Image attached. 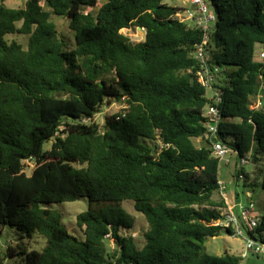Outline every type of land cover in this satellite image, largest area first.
Wrapping results in <instances>:
<instances>
[{
	"label": "trees",
	"instance_id": "trees-1",
	"mask_svg": "<svg viewBox=\"0 0 264 264\" xmlns=\"http://www.w3.org/2000/svg\"><path fill=\"white\" fill-rule=\"evenodd\" d=\"M5 1L0 236L14 231L19 238L0 254V264L7 258L17 259L13 264H239L241 255H212L204 246L206 238L232 231L214 225L227 204L205 135L203 109L211 102L192 57L202 31L180 22V8L163 0H104L95 14L84 9L98 0H26L16 9ZM206 1L215 15L207 65L219 68L213 84L220 92L218 140L238 162L258 163L264 159V60L255 59V47L264 45V0ZM52 15L67 19L72 48ZM131 27L143 29V41L120 33ZM14 34L27 37L25 47L8 41ZM258 95L262 107L251 110ZM104 99L123 107L100 127L89 121ZM195 139L206 145L196 147ZM239 174L248 178L238 164L236 180ZM259 175L264 189V169ZM81 198L107 206L76 216L79 238L48 205ZM124 201L147 222L141 248L122 234L134 224ZM33 235L45 240L40 251L24 241ZM247 235L264 245V215ZM105 240L114 246L111 254Z\"/></svg>",
	"mask_w": 264,
	"mask_h": 264
},
{
	"label": "rangeland",
	"instance_id": "rangeland-1",
	"mask_svg": "<svg viewBox=\"0 0 264 264\" xmlns=\"http://www.w3.org/2000/svg\"><path fill=\"white\" fill-rule=\"evenodd\" d=\"M26 0H6L5 5L9 8H22ZM104 3V0H98V4L95 8H86L84 12H90L95 14L98 8ZM163 3L175 6V7H187L188 9H193V6L189 1L183 0H163ZM51 21L55 24L56 30L64 37L69 47L72 48L74 44L72 31L69 29L68 21L64 17L51 16ZM19 27L20 24H17ZM125 37H127L130 42L138 43L144 40V31L140 28L131 27L129 29H122L120 31ZM8 41H16L20 43L23 47L26 46L27 37L23 35H8ZM260 46L255 47V59L259 60L258 54ZM231 70V68H227ZM212 93L206 91V97L210 98ZM123 107L120 102H116L112 99H104L103 104L100 106L98 113L94 115L91 121L98 124L100 127L104 124L106 117H110ZM88 122V123H89ZM196 147H202L205 144L204 141L200 139L193 140ZM52 141L44 144L43 150H49ZM149 145H155V142H147ZM157 145V143H156ZM249 163L243 166L244 172L247 174L248 178L238 179L234 178L235 168L238 165V159L234 154H229V163L225 165L224 163H219L218 178L220 184H223L225 189V195L227 199L233 200L237 203L248 204L253 203L255 206L256 213L258 215H264V189L261 187L260 170L264 169V159L259 157V162L254 163L249 159ZM232 203V202H231ZM106 204L90 203L87 198H81L73 202H62V203H52L48 205V208L55 210L61 214L62 223L69 233L82 238V231L76 225V216L89 208L93 210L104 209ZM121 207L130 215L134 220L132 230H123V235H134V239L138 247L143 246L142 234L147 230V222L141 213H138L134 208V203L132 201H124ZM19 235L14 231H10L7 234L0 236V254L5 253L7 246H13L18 241ZM26 243H29V249L40 251L45 246V240L42 237L33 235L32 238L24 239ZM244 241L241 238H234L222 231L219 236L214 238H206L204 246L206 252L212 255H222L223 253H229L233 255L240 256L244 251ZM106 251L111 254L114 249L113 244L109 240H105ZM17 259L7 258L4 264H13ZM239 264H264V254L254 255L248 253L245 258H242Z\"/></svg>",
	"mask_w": 264,
	"mask_h": 264
},
{
	"label": "built area",
	"instance_id": "built-area-1",
	"mask_svg": "<svg viewBox=\"0 0 264 264\" xmlns=\"http://www.w3.org/2000/svg\"><path fill=\"white\" fill-rule=\"evenodd\" d=\"M189 1L193 6V9H188L187 7L180 8L177 11L175 17L183 23H187L202 31V40L200 43L195 45L192 52V57L197 64L196 77L200 85L210 91L212 96L207 98L211 104L207 105L203 109V118L206 129V138L209 140V147L212 151V156L218 160L220 163L227 165L229 163V154H234L235 152L228 148L226 144L218 140V128L222 121L221 111L219 109L220 103V92L213 88V84L219 74V68L213 66L209 68L207 65L208 60V42L209 34L215 23V15L211 11L208 2L206 0H183ZM143 30V29H142ZM259 50V60H264V45H260ZM262 107L261 96L258 95L252 100L251 110H259ZM237 158V157H236ZM249 163V157H244L239 159L238 164L242 167ZM241 179V174L238 175ZM225 189L224 185L221 184L219 189L223 192ZM223 219L221 221H216L214 225H218L224 228H228L232 231V237L241 238L244 243L243 252L241 254L242 258H245L248 253L254 255L264 254V245L254 241L247 235V231H252L256 228L259 215L256 213L255 206L253 203L248 204L234 203L233 205H227V207L222 211ZM134 238V235H130ZM108 238V235L106 236Z\"/></svg>",
	"mask_w": 264,
	"mask_h": 264
},
{
	"label": "crops",
	"instance_id": "crops-1",
	"mask_svg": "<svg viewBox=\"0 0 264 264\" xmlns=\"http://www.w3.org/2000/svg\"><path fill=\"white\" fill-rule=\"evenodd\" d=\"M225 189H226V188H225ZM225 189H224V191H225ZM224 191H223V192H220V191H219L220 196L224 198L225 203H226L227 205H233V204H234V201H233V200H230V199H227V197H226ZM231 202H232V203H231Z\"/></svg>",
	"mask_w": 264,
	"mask_h": 264
}]
</instances>
